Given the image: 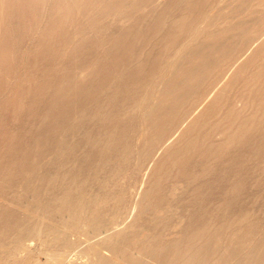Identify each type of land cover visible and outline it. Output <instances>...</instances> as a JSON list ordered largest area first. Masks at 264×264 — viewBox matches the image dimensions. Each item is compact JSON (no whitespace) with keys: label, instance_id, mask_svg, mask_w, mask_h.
Returning <instances> with one entry per match:
<instances>
[{"label":"rangeland","instance_id":"1","mask_svg":"<svg viewBox=\"0 0 264 264\" xmlns=\"http://www.w3.org/2000/svg\"><path fill=\"white\" fill-rule=\"evenodd\" d=\"M76 1L0 0L2 259L92 264L105 235L135 215L151 174L158 185L147 224L157 242L176 241L187 223L178 218L189 215L195 227L208 222L201 231L211 236L210 252L194 264H264V0ZM76 177L80 191L100 200L82 193L80 207L43 214ZM82 200L96 205L87 203L84 215L102 209L97 225L78 214ZM250 236L252 254L231 247Z\"/></svg>","mask_w":264,"mask_h":264},{"label":"bare ground","instance_id":"2","mask_svg":"<svg viewBox=\"0 0 264 264\" xmlns=\"http://www.w3.org/2000/svg\"><path fill=\"white\" fill-rule=\"evenodd\" d=\"M55 1V0H54ZM74 1V0H73ZM140 1V0H139ZM158 1V0H157ZM77 3H78V7H80V4H82L83 2H82V0H77L76 1ZM89 2V1H88ZM87 2V3H88ZM94 2V1H93ZM109 2V1H108ZM130 2V1H129ZM135 2V1H134ZM137 2V1H136ZM135 2V3H136ZM146 2V1H145ZM144 2V3H145ZM253 2V1H252ZM56 3V2H55ZM139 3V2H138ZM155 3H156V1H155ZM157 3H160V2H157ZM59 4V3H58ZM65 4H66V2H65ZM64 4V5H65ZM94 4V3H93ZM92 4V5H93ZM142 4V3H141ZM90 5V4H89ZM88 5V6H89ZM139 5V4H138ZM149 5V4H148ZM160 5V4H159ZM114 6V5H113ZM141 6V5H140ZM139 6V7H140ZM47 7V6H46ZM83 7V6H82ZM149 7V6H148ZM157 7V6H156ZM76 8V7H75ZM85 8V7H84ZM87 8V7H86ZM134 8V7H133ZM140 8H142V6L140 7ZM57 9V8H56ZM95 9H96V7H95ZM83 10V9H82ZM90 10V9H89ZM89 10L87 11V12H89ZM1 11V10H0ZM84 11V10H83ZM93 11H94V8H93ZM46 12V11H45ZM77 12H79V11H77ZM82 12V11H81ZM86 12V13H87ZM97 13V12H96ZM10 14V13H9ZM34 15H35V13H34ZM78 15V14H77ZM108 15V14H107ZM43 16H45V15H43ZM88 16V15H87ZM92 16V15H91ZM100 16H102V15H100ZM89 17V16H88ZM174 17V16H173ZM61 18V17H60ZM101 18V17H100ZM161 18V17H160ZM44 19V18H43ZM88 19V18H87ZM28 20V19H27ZM30 20V19H29ZM164 20H166V18H164ZM252 20V19H251ZM2 21V20H1ZM9 21V20H8ZM34 21V20H33ZM85 21V20H84ZM29 22V21H28ZM92 22V21H91ZM68 23V22H67ZM106 23V22H105ZM107 23H108V21H107ZM120 23V22H119ZM66 24V23H65ZM64 24V25H65ZM70 24V23H69ZM73 24V23H72ZM79 24V23H78ZM110 24V23H109ZM140 25V24H139ZM179 25V24H178ZM79 26V25H78ZM68 28V27H67ZM92 28V27H91ZM38 29V28H37ZM107 29V28H106ZM76 30V29H75ZM87 30V29H86ZM195 31H196V29H195ZM200 31V30H199ZM38 32V31H37ZM79 32H80V30H79ZM202 32V30L200 31V33ZM239 32V31H238ZM78 33V32H77ZM197 33V32H196ZM13 34V33H12ZM91 34V33H90ZM93 34V33H92ZM106 34H108V33H106ZM121 34V33H120ZM199 34V33H198ZM233 34V33H232ZM33 35V34H32ZM93 35H95V34H93ZM118 35V34H117ZM183 35V34H182ZM34 36V35H33ZM107 36V35H106ZM122 36V35H121ZM11 37V36H10ZM9 37V38H10ZM74 37V36H73ZM72 37V39H74ZM76 37V36H75ZM79 37H82V36H79ZM86 37V36H85ZM167 37V36H166ZM17 38V37H16ZM34 38V37H33ZM33 38H32V40H33ZM109 38V37H108ZM121 38V37H120ZM71 39V40H72ZM118 39V38H117ZM17 40V39H16ZM37 40V39H36ZM70 40V41H71ZM83 40H84V38H83ZM136 40V39H135ZM69 41V40H68ZM69 41V42H70ZM77 41H79V38H78V40ZM99 41V40H98ZM65 42V41H64ZM73 42V41H72ZM31 43V42H30ZM29 42H28V44H30ZM45 44V43H44ZM94 43H92V45H93ZM34 45V44H33ZM43 45V44H42ZM65 45V44H64ZM99 45V44H98ZM111 45V44H110ZM96 46V45H95ZM33 47V46H32ZM109 47V46H108ZM112 47V46H111ZM53 48V47H52ZM107 48V47H106ZM72 49V48H71ZM74 49V48H73ZM96 49V48H95ZM144 49V48H143ZM28 50H30L29 48H28ZM97 50V49H96ZM95 50V51H96ZM230 50V49H229ZM35 51V50H34ZM36 51H39V50H36ZM47 51V50H46ZM101 51H102V49H101ZM100 51V52H101ZM133 51V50H132ZM249 51V50H248ZM247 51V52H248ZM52 52V51H51ZM103 52V51H102ZM142 52V51H141ZM57 53V52H56ZM70 53V52H69ZM113 53V52H112ZM176 53V49H175V52H174V54ZM254 53V52H253ZM252 53V54H253ZM95 54V53H94ZM93 54V55H94ZM99 54V53H98ZM96 55V54H95ZM106 55V54H105ZM136 55V54H135ZM224 55V54H223ZM54 56V55H53ZM87 56H89V55H87ZM101 56H103V55H101ZM111 55H108V57L107 58H109ZM113 56V55H112ZM111 56V57H112ZM36 57H38L37 55H36ZM95 57V56H94ZM110 57V58H111ZM45 58V57H44ZM43 58V59H44ZM59 58V57H58ZM71 58V57H70ZM91 58V57H90ZM104 58V57H103ZM43 59H42V61H43ZM74 59V58H73ZM96 59V58H95ZM106 59V58H105ZM178 59V58H177ZM256 59V58H255ZM54 60V59H53ZM80 60V59H79ZM111 60V59H110ZM29 61V60H28ZM31 61V60H30ZM35 61H36V59H35ZM47 61V60H46ZM55 61H56V59H55ZM76 61V60H75ZM89 61H91V60H89ZM122 61V60H121ZM231 61V60H230ZM26 62V61H25ZM40 62V61H39ZM45 62V61H44ZM48 62V61H47ZM51 62V61H50ZM77 62V61H76ZM94 61H92V63H93ZM122 62H124V61H122ZM172 62V61H171ZM174 62V61H173ZM183 62V61H182ZM239 62V61H238ZM4 63V62H3ZM46 63V62H45ZM54 63V62H53ZM52 63V64H53ZM59 63H60V61H59ZM69 63H71L70 61H69ZM108 63H109V61H108ZM132 63V62H131ZM40 64H41V62H40ZM66 64V63H65ZM103 64V63H102ZM112 64V63H111ZM251 64V63H250ZM22 65H23V63H22ZM36 65V64H35ZM44 65V64H43ZM50 65V64H49ZM71 66H73V64H70ZM75 65V64H74ZM96 65V64H95ZM94 65V66H95ZM101 65V64H100ZM125 65V64H124ZM130 65V64H129ZM234 65V64H233ZM232 65V66H233ZM16 66V65H15ZM30 66V65H29ZM42 66V65H41ZM46 66H47V64H46ZM53 66V65H52ZM76 66H78V65H76ZM90 66H92V65H90ZM104 65H102V67H103ZM106 66V65H105ZM250 66V65H249ZM40 67V66H39ZM51 67V66H50ZM55 67V66H54ZM54 67H52V68H54ZM112 67V66H111ZM115 67V66H114ZM113 67V68H114ZM122 67V66H121ZM3 68V67H2ZM44 68V67H43ZM48 68V67H47ZM65 68V67H64ZM91 68V67H90ZM112 68V69H113ZM22 69V68H21ZM61 69V68H60ZM79 69V68H78ZM121 69H123V67L121 68ZM257 69V68H256ZM18 70V69H17ZM16 70V71H17ZM23 70V69H22ZM40 70V69H39ZM63 70V69H62ZM118 70V69H117ZM15 71V72H16ZM35 71V70H34ZM64 71V70H63ZM65 71H66V69H65ZM80 71H81V69H80ZM89 71H90V69H89ZM93 71V70H92ZM253 71V70H252ZM39 72V71H38ZM54 72V71H53ZM59 72V71H58ZM88 72V71H87ZM96 72V71H95ZM123 72V71H122ZM254 72V71H253ZM253 72H252V74H253ZM27 73V72H26ZM65 73V72H64ZM84 73H85V70H84ZM99 73V72H98ZM108 73V72H107ZM111 73V72H110ZM118 73V72H117ZM124 73V72H123ZM170 73V72H169ZM35 74V73H34ZM168 74V73H167ZM227 74V73H226ZM255 74V73H254ZM64 75V74H63ZM67 75V74H66ZM78 75H80V74H78ZM87 75V74H86ZM85 75V76H86ZM90 75H91V73H90ZM113 75V74H112ZM118 75H120V74H118ZM117 75V76H118ZM171 74H169L168 76H170ZM27 76V75H26ZM31 76V75H30ZM93 76V75H92ZM7 77H9V76H7ZM15 77V76H14ZM13 77V78H14ZM25 77V76H24ZM68 77H70V76H68ZM97 77V76H96ZM261 77H262V75H261ZM59 78V77H58ZM86 78V77H85ZM232 78V77H231ZM245 78V77H244ZM1 79V78H0ZM28 79H30V78H28ZM60 79V78H59ZM94 79H96V78H94ZM184 79H185V76H184ZM188 79V78H187ZM246 79V78H245ZM17 80V79H16ZM27 80V79H26ZM61 80H62V78H61ZM64 80V79H63ZM88 80V79H87ZM93 81V80H92ZM110 81V80H109ZM221 81V80H220ZM4 82H5V80H4ZM23 82V81H22ZM21 82V83H22ZM63 82V81H62ZM78 82V81H77ZM6 83V82H5ZM69 83V82H68ZM80 83V82H79ZM132 83H134V82H132ZM7 84V83H6ZM78 84V83H77ZM4 85V84H3ZM17 85V84H16ZM63 85V84H62ZM82 85V84H81ZM176 85V84H175ZM12 86V85H11ZM60 86H61V84H60ZM90 86V85H89ZM217 86V85H216ZM242 86V85H241ZM243 86H245V84L243 85ZM253 86H255V85H253ZM82 87V86H81ZM136 87V86H135ZM218 87V86H217ZM224 87V86H223ZM260 87V86H259ZM73 88V87H72ZM71 88V89H72ZM76 88H77V86H76ZM84 88V87H83ZM117 88H119V87H117ZM256 88V87H255ZM82 89V88H81ZM108 89V88H107ZM218 89V88H217ZM237 89V88H236ZM10 90V89H9ZM8 90V91H9ZM20 90V89H19ZM18 90V91H19ZM68 90V89H67ZM134 90V89H133ZM211 90V89H210ZM216 90V89H215ZM224 90V89H223ZM11 91V90H10ZM17 91V92H18ZM219 91V90H218ZM246 91V90H245ZM258 91H260V90H258ZM111 92H114V91H111ZM15 93V92H14ZM21 93V92H20ZM64 93H66V92H64ZM89 93V92H88ZM212 93H213V91H212ZM0 94H2V93H0ZM19 94V93H18ZM67 94V93H66ZM80 94V93H79ZM127 94V93H126ZM207 94V93H206ZM76 95H77V93H76ZM85 95V94H84ZM89 95V94H88ZM212 95V94H211ZM210 94H209V96H211ZM11 96V95H10ZM10 96H9V98H10ZM41 96V95H40ZM44 96V95H43ZM207 96V95H206ZM12 97H14V96H12ZM42 97V96H41ZM93 97V96H92ZM95 97H96V95H95ZM239 97V96H238ZM99 98V97H98ZM120 98V97H119ZM131 98V97H130ZM208 98V97H207ZM243 98V97H242ZM12 99V98H11ZM76 99V98H75ZM14 100V99H13ZM61 100V99H60ZM128 100V99H127ZM154 100V99H153ZM244 100V99H243ZM247 100V99H246ZM75 101H77V99L75 100ZM78 101H80L79 99H78ZM12 102V101H11ZM60 102V101H59ZM62 102V101H61ZM64 102V101H63ZM92 102H94V101H92ZM206 102V101H205ZM205 102H203V103H205ZM79 103V102H78ZM202 103V104H203ZM14 104V103H13ZM65 104V103H64ZM103 104V103H102ZM210 104V103H209ZM208 104V105H209ZM246 104H249V105H252V103H242L241 105H242V107H244V108H246L247 107V105ZM19 105H21V103L19 104ZM18 105V106H19ZM32 105V104H31ZM50 105V104H49ZM78 105V104H77ZM87 105V104H86ZM94 105V104H93ZM99 105V104H98ZM161 105V104H160ZM54 106V105H53ZM114 106V105H113ZM149 106V105H148ZM182 106V105H181ZM23 107V106H22ZM120 107V106H119ZM200 107H201V105H200ZM14 108H16V107H14ZM33 108H35V107H33ZM81 108H82V106H81ZM95 108V107H94ZM118 108V107H117ZM241 108V107H240ZM23 109H25V108H23ZM84 109V108H83ZM82 109V110H83ZM96 109V108H95ZM97 110V109H96ZM120 110V109H119ZM151 110V109H150ZM172 110V109H171ZM196 110H197V108H196ZM14 111V110H13ZM104 111V110H103ZM73 112V111H72ZM75 112H77V111H75ZM79 112V111H78ZM83 112V111H82ZM87 112V111H86ZM89 112H91V111H89ZM88 112V113H89ZM116 112V111H115ZM189 112V111H188ZM197 112V111H196ZM18 113V112H17ZM20 113V112H19ZM18 113V114H19ZM84 113V112H83ZM97 113V112H96ZM195 113V112H194ZM218 113H220V112H218ZM243 113V112H242ZM58 114V113H57ZM110 114V113H109ZM143 114V113H142ZM141 114V115H142ZM262 114V113H261ZM61 115V114H60ZM92 115V114H91ZM95 115V114H94ZM113 115H114V113H113ZM193 115V114H192ZM67 116V115H66ZM86 116V115H85ZM99 116V115H98ZM135 116V115H134ZM235 116V115H234ZM247 116V115H246ZM260 116V115H259ZM35 117V116H34ZM74 117V116H73ZM94 117V116H93ZM114 117V116H113ZM143 117V116H142ZM176 117V116H175ZM185 117V116H184ZM84 118V117H83ZM117 118V117H116ZM249 118V117H248ZM93 119V118H92ZM97 119V118H96ZM103 119V118H102ZM70 120V119H69ZM72 120V119H71ZM104 120H105V117H104ZM189 120V119H188ZM219 120V119H218ZM217 120V121H218ZM62 121V120H61ZM113 121V120H112ZM118 121V120H117ZM114 122V121H113ZM202 122V121H201ZM209 122V121H208ZM62 123V122H61ZM65 123V122H64ZM234 123V122H233ZM70 124V123H69ZM141 124V123H140ZM68 125V124H67ZM89 125V124H88ZM145 125V124H144ZM152 125V124H151ZM156 125V124H155ZM63 126V125H62ZM81 126V125H80ZM107 126V125H106ZM116 126V125H115ZM214 126V125H213ZM35 127V126H34ZM37 127V126H36ZM88 127V126H87ZM112 127V126H111ZM120 127V126H119ZM182 127V126H181ZM57 128V127H56ZM195 128V127H194ZM89 129V128H88ZM96 129V128H95ZM102 129V128H101ZM105 129V128H104ZM230 129V128H229ZM98 130V129H97ZM145 130V129H144ZM143 130V131H144ZM216 130V129H215ZM253 130V129H252ZM66 131V130H65ZM92 131V130H91ZM94 131V130H93ZM175 131V130H174ZM199 131V130H198ZM14 132V131H13ZM46 132V131H45ZM62 132V131H61ZM74 132V131H73ZM78 132V131H77ZM111 132V131H110ZM140 132H141V130H140ZM145 132V131H144ZM39 133V132H38ZM75 133V132H74ZM81 133H83V132H81ZM81 133H79L80 135H81ZM96 133V132H95ZM103 133V132H102ZM108 133V132H107ZM48 134H50V133H48ZM58 134H59V132H58ZM77 134V133H76ZM94 134V133H93ZM101 134V133H100ZM106 134V133H105ZM115 134V133H114ZM119 134V133H118ZM40 135V134H39ZM142 135H143V133H142ZM160 135H162V134H160ZM232 135H233V133H232ZM88 136V135H87ZM104 136V135H103ZM107 136V135H106ZM113 136V135H112ZM115 136V135H114ZM36 137V136H35ZM42 137V136H41ZM92 137V136H91ZM138 137V136H137ZM159 137V136H158ZM94 138V137H93ZM117 138V137H116ZM139 138V137H138ZM49 139V138H48ZM143 139V138H142ZM157 139V138H156ZM169 139H170V137H169ZM37 140H39V139H37ZM104 140L105 139H103V142H104ZM137 141V140H136ZM168 141V140H167ZM28 142H29V140H28ZM27 142V143H28ZM45 142V141H44ZM64 142V141H63ZM89 142V141H88ZM138 142V141H137ZM154 142V141H153ZM170 141H168L167 143H169ZM146 143V142H145ZM164 143V142H163ZM167 143L165 144L166 146H167ZM138 144V143H137ZM142 144V143H141ZM156 144V143H155ZM116 145V144H115ZM143 145V144H142ZM157 145H158V143H157ZM163 145V144H162ZM238 145V144H237ZM31 146V145H30ZM96 146V145H95ZM136 146V145H135ZM161 146V145H160ZM24 147V146H23ZM239 147V146H238ZM143 148V147H142ZM15 149V148H14ZM139 149V148H138ZM16 150V149H15ZM28 150V149H27ZM162 150V149H161ZM189 150V149H188ZM18 151V150H17ZM25 151V150H24ZM227 152V151H226ZM89 153V152H88ZM173 153V152H172ZM180 154V153H179ZM168 155V154H167ZM1 156V155H0ZM16 156V155H15ZM156 156V155H155ZM177 156V155H176ZM210 156H211V154H210ZM181 157V156H180ZM92 158V157H91ZM153 158V157H152ZM151 158V159H152ZM26 159V158H25ZM90 159V158H89ZM97 159V158H96ZM155 158H153V160H154ZM20 160V159H19ZM94 160V159H93ZM155 161V160H154ZM160 161V160H159ZM24 162V161H23ZM153 163V162H152ZM162 164V163H161ZM24 165V164H23ZM29 165V164H28ZM163 165V164H162ZM153 166V165H152ZM25 167V166H24ZM159 170V169H158ZM164 170H166V169H164ZM152 171V170H151ZM189 171V170H188ZM187 171V172H188ZM210 171V170H209ZM224 172V171H223ZM74 173V172H73ZM225 173V172H224ZM102 174V173H101ZM187 174V173H186ZM56 175V174H55ZM64 175V174H63ZM196 175V174H195ZM236 175V174H235ZM234 176V175H233ZM56 177V176H55ZM174 177V176H173ZM232 177V176H231ZM236 177H237V175H236ZM151 174H150V176H147L146 175V178L145 179H143L142 181H141V186H140V189L138 190V192H137V195H136V197H135V199H134V201H133V203H132V208H131V214L132 213H134L135 212V215L133 216V217H131V219H130V222L129 223H126L125 225H123L122 227H121V229H118V230H114V231H112V232H109V233H107L106 235H105V237H104V239H103V243H102V245L100 246V248L99 249H97V251L94 253V255H93V257H92V264H194L196 261H198L199 259V257L201 258V257H203L202 255H201V251L202 250H204V249H207V252L205 253V254H207L208 252H210V245H211V236L209 235V234H207V233H205L204 231H201V229H204L205 228V226L207 225L208 226V222L206 223V224H203V225H201V226H196L195 227V225H193L192 223H191V220L193 219L191 216H189V215H180L179 216V221L182 223V222H184V223H186V224H184V230L183 231H181L180 233H179V235L177 236V238L178 239H180V238H182L183 240H185V242H184V244H178V242H179V240L177 239L176 241H174V242H171V243H164L163 241L162 242H157L156 240H155V234H153L152 233V230H151V227L147 224V219H148V217H149V215H147V212H148V210H150V205H151V198H150V191H151V189L152 188H156L157 187V185L158 184H154L155 182L152 180L151 181ZM51 180V179H50ZM76 180H77V177L76 178H73V180L71 179V178H69L68 179V182L65 184L64 182V186H63V188H61V190L59 191V192H56V193H53V198H52V200H50L51 202H48V203H45L44 205H43V211H44V209H45V212L43 213V214H46V213H48L47 211H51V212H53V211H62L63 212V214H64V211L63 210H67V213L70 211V209H73L74 207H76V206H78V200L79 199H81V196H82V198H86V197H84V195L85 194H89L90 195V197H94L92 194H90L91 193V191L88 193V191H87V193L85 192V194H84V192H82V191H80V185H77V182H76ZM53 182L55 181V180H52ZM182 182V181H181ZM176 183H178V182H176ZM53 184H55V183H53ZM182 184H183V182H182ZM1 185V184H0ZM40 187V186H39ZM169 187V186H168ZM183 187V186H182ZM177 188V187H176ZM184 188V187H183ZM175 189L173 188V191H174ZM176 191V190H175ZM84 195H83V194ZM93 193H96V192H93ZM172 193V192H171ZM10 194V193H9ZM180 194H182L181 192H180ZM92 195V196H91ZM97 193H96V197H97ZM177 195V194H176ZM51 196V195H50ZM99 196V195H98ZM96 197H94V198H96ZM114 197V196H113ZM172 197H173V195H172ZM51 198V197H50ZM87 198H88V196H87ZM87 198H86V201H87ZM98 198V197H97ZM97 198H96V200H97ZM39 199V198H38ZM99 199V198H98ZM41 200V199H40ZM100 200V199H99ZM3 201H5V200H3ZM49 201V200H48ZM79 201H81V200H79ZM92 201H94V200H92ZM92 201H90L89 200V202H87V203H89V204H91L92 203ZM39 202H41V201H39ZM39 202H37V203H39ZM83 202V203H82ZM82 202H80V203H82V205H83V208H84V200H82ZM91 202V203H90ZM101 202L103 203L104 201H102L101 200ZM10 203V202H9ZM13 203V202H12ZM15 203V202H14ZM79 203V204H80ZM87 203L85 204L86 205V207L87 206H89V205H87ZM94 204H95V202H93ZM92 203V204H93ZM100 202L98 201V204H99ZM105 203V202H104ZM43 204V203H42ZM93 204V205H94ZM97 204V203H96ZM98 204H97V207H98ZM238 204V203H237ZM14 205V204H13ZM41 205V204H40ZM81 206V204L78 206V207H80ZM96 205H94V207H95ZM19 207V206H18ZM29 207V206H28ZM85 207V208H86ZM169 207H171V206H169ZM33 208H38V207H33ZM40 208V207H39ZM39 208H38V211H39ZM85 208L83 209V212H84V210H85ZM90 208V207H89ZM91 208H93L92 207V205H91ZM30 209V208H29ZM28 209V210H29ZM97 209V208H96ZM96 209L94 208L93 210L96 212ZM172 209V208H171ZM175 209V208H174ZM177 209H179V208H177ZM26 210V209H25ZM47 210V211H46ZM69 210V211H68ZM77 210L78 211H82V210H79V208H77ZM76 209L75 210H71V212H76L77 211ZM102 210V209H101ZM101 210H100V212H101ZM161 210V209H160ZM32 211H35L34 209L32 210ZM31 211V212H32ZM37 211V210H36ZM88 210L86 209V212H87ZM152 211V210H151ZM226 211V210H225ZM40 212H42L41 211V208H40ZM58 212V213H59ZM74 212H73V214H74ZM88 212H90V211H88ZM100 212H99V210H98V212H96V213H94L93 215L92 214H88V215H91V216H89L90 218H89V220H88V218H87V221H89V224H92V225H97L98 223H99V214H100ZM162 212V211H161ZM177 212V211H176ZM33 213H35V212H33ZM38 213V212H37ZM66 213V214H67ZM151 213V212H150ZM155 213V212H154ZM158 213V212H157ZM39 214V213H38ZM48 214H50V213H48ZM71 214V213H70ZM76 214V213H75ZM74 214V215H75ZM79 215L80 214H83L82 215V217L83 216H88V215H84L85 214V212L84 213H78ZM87 214V213H86ZM161 214V213H160ZM208 214V213H207ZM35 215V214H34ZM37 215V214H36ZM42 214H40V216H41ZM62 215V214H61ZM74 215H70L71 217L69 218V220L71 219V222H72V217L74 216ZM159 215V214H158ZM246 215V214H245ZM39 216V217H40ZM45 216H49V215H45ZM63 216H65V215H62V218H63ZM67 217H69V215H66ZM81 216V215H80ZM151 216V215H150ZM154 216V215H153ZM76 217V216H75ZM45 218V217H44ZM66 218V217H65ZM64 218V219H65ZM79 218V217H78ZM77 218V221L79 220ZM61 219V218H60ZM68 218H66V220H67ZM84 218H82V220H83ZM41 220H42V218H41ZM40 220V221H41ZM76 220V219H75ZM80 220H81V218H80ZM78 221V222H83V223H87V221H86V219H84L86 222H84V221ZM158 220V219H157ZM76 221V222H77ZM42 222V221H41ZM62 222V221H61ZM179 222V223H180ZM210 222V221H209ZM66 223H67V221H66ZM73 223H75V221H73ZM174 223H176V222H174ZM38 224H41L42 225V223H38ZM76 225H77V223H75ZM74 224V225H75ZM120 224V223H119ZM43 225H44V223H43ZM39 226V225H38ZM68 226H69V224H68ZM177 226H178V224H177ZM35 228H36V226H34ZM40 227H42V226H40ZM73 227V226H72ZM84 227V226H83ZM89 227V226H88ZM117 227V226H116ZM102 228V227H101ZM115 228V227H114ZM175 229H176V227H174ZM33 229V228H32ZM31 229V230H32ZM36 229H38V227L36 228ZM41 230H43L42 228H40ZM66 229V228H65ZM79 229V228H78ZM82 229V228H81ZM112 229V228H111ZM238 229H239V227H238ZM237 229V230H238ZM241 229V228H240ZM39 230V229H38ZM37 230V231H38ZM205 230V229H204ZM36 231V232H37ZM34 232H35V230H34ZM33 232V233H34ZM42 232L43 233H45L44 231H41V234H42ZM48 232V231H47ZM106 232V231H105ZM108 232V231H107ZM38 233H39V231H38ZM176 233V232H175ZM175 233H173V234H175ZM46 234V233H45ZM76 234V233H75ZM207 234V235H206ZM2 235H8V234H6V233H3L2 232V229H0V251H2ZM39 235H40V233H39ZM41 236H43V237H45L44 235H41ZM200 237V238H202L203 236H209V238H206L205 237V239H200V242H198V243H196V241L194 242V243H191V240L192 239H194L195 237ZM220 236V235H219ZM227 236V235H226ZM47 237V236H46ZM45 237V238H46ZM40 238V237H39ZM48 238V237H47ZM221 238V237H220ZM254 238H256V236L255 237H251L250 236V238H249V242H247V243H245V244H243V246L241 247V244H242V242H241V244H240V241L239 242H236L235 244H232L231 245V247H233L235 250H237V249H239V248H243L242 249V251H244V252H249V253H251L252 251H253V245H254ZM257 238H259V236H257ZM41 239V238H40ZM43 240V239H42ZM181 240V239H180ZM88 241V240H87ZM61 247V246H60ZM218 247V246H217ZM220 247V246H219ZM98 248V247H97ZM225 248V247H224ZM229 248V247H228ZM245 248V249H244ZM96 249V248H95ZM57 250V249H56ZM227 251V250H226ZM231 251V250H230ZM238 251H240V250H238ZM164 252H166V253H164ZM128 253H129V256H128ZM214 253V252H213ZM240 253V252H239ZM203 254V253H202ZM233 254V253H232ZM236 254V253H235ZM252 254V253H251ZM212 255V254H211ZM221 255V254H220ZM223 255H224V253H223ZM254 255V254H253ZM163 256H166L167 258H162ZM236 256H237V254H236ZM242 256V255H241ZM169 257V258H168ZM205 257V256H204ZM222 257V256H221ZM220 257V258H221ZM244 257V256H243ZM161 258L162 259H166V261H168V262H165V261H161ZM232 258V257H231ZM233 258H235V256L233 257ZM253 258V257H252ZM168 259V260H167ZM205 259V258H204ZM228 259V258H227ZM236 259H238V257L236 258ZM241 259V258H240ZM250 259V258H249ZM61 260V259H60ZM171 260V261H170ZM217 260V259H216ZM225 260V259H224ZM203 262H204V260H203ZM207 262V261H206ZM205 262V263H206ZM226 262H227V260H226ZM236 262V261H235ZM197 263V262H196ZM200 263H202V262H200ZM229 263V262H228ZM245 263V262H244ZM0 264H8L7 263V261H5V260H3L2 259V257L0 256ZM18 264V263H17ZM223 264H227V263H224L223 262ZM232 264V263H231ZM246 264V263H245Z\"/></svg>","mask_w":264,"mask_h":264}]
</instances>
